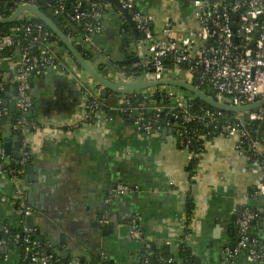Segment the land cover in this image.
Returning <instances> with one entry per match:
<instances>
[{"label":"crops","instance_id":"0c3cea01","mask_svg":"<svg viewBox=\"0 0 264 264\" xmlns=\"http://www.w3.org/2000/svg\"><path fill=\"white\" fill-rule=\"evenodd\" d=\"M136 1L140 11L152 16V30L157 37L163 36L166 16L172 18L173 36L177 40L199 30L194 16L195 0H175L174 3L166 0ZM126 22L130 25L128 19L114 13L106 18L103 31L92 37L88 47L95 64L107 62L115 65L114 62L124 60L121 41ZM76 39L71 38L74 44ZM146 47V57H151L152 48ZM131 49L135 52V44ZM16 58L13 55L0 59V79L5 87L3 102L9 103L7 107L2 103L1 107L6 109L5 115L12 110L14 120L20 114L16 103ZM68 60L70 73L50 71L32 78L35 105L31 115L36 122L44 125L30 135L32 157L28 164L34 167L36 173H25L17 188L0 169V224L19 225V211L10 197L16 196V190L21 189L29 194L31 204L41 210L47 209L62 219L69 240L79 235L83 253L94 251L98 256V251H102L110 264H135L141 250L147 247L152 251L153 245L156 249L168 247L167 242L177 251L178 237L183 232H189L186 246L193 252L194 264H197L198 258H202L201 264H224L225 256L222 259V254L233 250L238 243V231L235 230L240 217L232 223L231 215L236 214L240 205L243 210L249 206L252 210L256 208L258 213L264 212V198L255 195L264 176L256 172L247 156L238 153V138L210 139L190 178L188 151L179 146L171 124L157 126L156 117L153 121L155 129L147 135L135 131L119 116L109 117V112L103 109L94 121H82L89 94L96 97L100 87L71 57ZM168 68L173 67L169 65ZM187 78L190 80V77ZM113 95L116 104H120L116 94ZM150 105L153 107L148 109L149 116L154 113L156 104ZM0 128L3 130L0 141L5 143L7 136L12 145L20 142L14 121L11 131H7L1 123ZM165 128L168 129L166 136ZM15 152L12 146L9 157L14 162ZM131 164L138 167L137 174L142 173L141 178L127 173L126 168ZM39 171H51L56 177L51 183L57 189L52 198L49 188L37 181L42 179ZM119 184L139 186L138 194H129L133 199L128 200V206L132 218H141L142 230L149 242L134 241L130 237V226L125 227L121 223L118 226L121 230L118 231L116 225L113 233L103 239L104 246L99 247L98 240L92 239L89 233L94 231L89 227L86 215L93 216L98 211L99 201L106 200L105 195L109 192L112 197V188ZM195 185L197 189L193 195ZM57 196L59 198L55 201ZM190 202L193 203L191 214ZM42 219L43 216L37 215V228H44ZM262 228L261 224L255 225L253 229L259 232L252 234H264ZM48 237L45 233L46 240L57 241ZM233 242L235 245H231ZM211 244L216 248H210ZM207 252H210L209 256ZM4 254L0 256V264H22L19 250L9 248L4 250ZM77 257L80 258V255L72 258ZM90 260L88 255L86 261L91 263ZM231 264L253 263L241 255Z\"/></svg>","mask_w":264,"mask_h":264},{"label":"built area","instance_id":"2783aa9c","mask_svg":"<svg viewBox=\"0 0 264 264\" xmlns=\"http://www.w3.org/2000/svg\"><path fill=\"white\" fill-rule=\"evenodd\" d=\"M46 1L47 8L55 16L65 13L66 0ZM166 1L175 2V0ZM117 3L113 4L107 0L78 2L70 15L71 21L82 29L76 42L88 50L92 37L101 34L106 18L110 13H114L121 18H129L134 23L135 29L141 36V40L135 44L136 53L140 50V43L152 48L151 58L146 62L150 69L140 76L143 82L161 81L169 78L171 74L179 76L182 71H186L187 77L197 82V88L202 90L201 87L208 86L209 91L215 92L218 101L226 100L233 106H246L264 99V0H195L194 16L198 20L199 30L180 40L173 36L174 24L171 17H165L163 36L157 37L152 30V16L140 11L136 0H117ZM25 4L37 5L36 0H21L18 6ZM0 18L5 17L0 16ZM31 18L36 17L27 13L21 15L19 19L28 20V24L23 23L13 29L15 33L24 32L27 42L23 46L21 40H16L11 35L0 34V59L4 58L6 49L13 51L11 56L16 55L17 57L16 103L20 114L15 118L14 126L21 137V158L15 161V167L3 169V163L8 157L0 149V169L7 174L10 182L17 188L21 184L25 168L32 157L30 135L33 131L44 127L42 123L31 118L33 111L32 77L33 75L43 76L50 71L70 73L68 57L71 56L67 50L59 46L58 36L43 22L31 23ZM67 36L69 39L73 37L70 34ZM35 49H37L36 52ZM71 60H73L72 57ZM169 65L173 68L169 69ZM123 74L126 73L119 69L118 75ZM102 92L100 87V92L96 97L87 93L89 98L95 101L92 103L88 101L82 121L95 120L102 109L99 101ZM4 93L5 87L0 79V121L6 113V109L1 107ZM187 94L190 95L189 99L185 95L183 97L179 88L171 86H159L122 95L116 94L120 105H128L126 108H119L118 111L129 110L131 115L134 114L132 127L135 131L151 135L154 128L147 119L146 109L149 104H157L156 98L172 103L181 113L180 115L173 114V116H181L183 120L177 135L180 145L188 151V163L200 158L204 150L202 148H205L206 140L212 132L202 134L197 130L188 129L187 124L195 121L198 124L208 123L217 127V124L223 121L218 137L238 138L236 144L238 153L247 156L256 172L264 176V149L258 142H251L249 146L251 158L243 147L248 138V132L243 127L244 114H236L234 118L227 119L226 114L228 113L212 107L211 109L202 108L197 115L192 114L187 107L189 102L196 97L193 94ZM155 112L157 118H161V114H164L165 118L171 116L158 105L155 106ZM262 121H264V106L249 113L248 122ZM2 133L3 130L0 128V136ZM196 149L201 152L199 153ZM139 192V186L119 184L113 189L112 197ZM21 195V189H17L18 199ZM255 195L264 198V181ZM18 211L20 215L18 226L21 231L15 236H9V226L0 225V250L4 251L9 243L13 242L16 244L15 249L20 251L22 264H53V256L50 255L49 249H55L59 242L47 240L41 243L40 239H35V231L28 229L24 222L25 217L32 214V209L21 202ZM130 223V237L134 241L148 243L149 240L145 238L142 230L141 218L133 217ZM254 223H259L264 228V212H255L247 206L237 224L238 243L233 250L226 252L224 264L233 263L241 255L253 264H264V241L252 234ZM188 233L183 232L178 237L179 246L186 245ZM19 243L21 246H18ZM166 244L168 247L171 245L170 242ZM151 255L150 252L145 257L144 264H151ZM98 257L101 262H107V256L102 251H98ZM5 259H8V254ZM172 261L169 259L168 263ZM56 263L86 264L79 257L64 262L57 259Z\"/></svg>","mask_w":264,"mask_h":264},{"label":"water","instance_id":"95a60500","mask_svg":"<svg viewBox=\"0 0 264 264\" xmlns=\"http://www.w3.org/2000/svg\"><path fill=\"white\" fill-rule=\"evenodd\" d=\"M116 4L117 0H113ZM207 1V0H205ZM1 4V3H0ZM3 4V3H2ZM7 4L10 7H14V3H4ZM30 14L34 17H36L38 20L43 22L46 27H48L51 31H53L59 38L60 42L66 47L67 51L69 52L70 56L76 61V63L82 68V70L93 80L97 83L99 87L102 88V95L103 98L106 99L108 98L109 94H117V95H122V94H127L133 91H138V90H147L159 86H171L175 88H179L182 90L187 91L190 94H193L196 98L200 99L202 102H204L206 105L218 109L220 111L226 112V113H232V114H244V124H247L249 121V113L251 111H256L257 109L261 108L264 106V99L260 100L254 104L251 105H246V106H233L229 103H227L226 100H221L218 101L216 99V95L214 91H208V92H203L199 88L196 87L197 82L189 80L186 75V71H182L179 76H176L175 74H171L169 78L161 80V81H155V82H143L140 78V76H129L127 74L123 75H118L119 69L115 67V65H110L107 62L106 63H98L95 64L94 62H91L87 60L83 54L79 51V49L76 47L74 42L69 39V37L56 25V23L53 21V18L55 17L54 13L49 10L48 12H44L42 9H40L37 5L35 4H25V5H20L15 8L13 13L9 17L5 18H0V24H12L16 22L19 17L23 14ZM127 18L128 15L126 14ZM131 27L133 28V32L136 36V38H139V34L137 30L135 29L134 23L128 18ZM71 28L74 31V33H78V29L76 28L75 25L71 24ZM147 52V47L145 44L140 43V50L138 52V55L136 58L127 60V61H121L119 62L121 65L122 64H132V63H139L143 60L146 59V53ZM3 104L7 107L9 105L8 101L3 102ZM35 105V102L33 103ZM111 107V111L109 112L108 116L113 118L117 116L118 109L119 108H126L128 105H120V104H109ZM134 107H136V104H134ZM150 108L153 106L150 105ZM37 115V114H36ZM157 117V113L154 111L149 116V119L151 122L154 121V118ZM164 114H161V118H164ZM14 121V115L12 113V110L10 113H7L5 117L1 118V125H4L7 131H11V126ZM171 122H174L173 119H171ZM168 122L167 120H164L163 125L167 126ZM157 126L159 124H156ZM155 125V126H156ZM164 135L166 136L168 134V129L165 128L164 130ZM6 137V142L3 143V141H0V149L3 150L4 154L8 157L5 162L3 163V169L7 168H13L16 165V162L12 161L11 158L9 157L11 155V150L12 146L14 147V150L16 151L14 154L15 160H18L21 158V153L19 151L20 149V142H16L15 144L12 145V140L8 139ZM126 171L128 174H131L135 177L141 178L142 173H138L139 171L138 167L135 166L134 164H131V167H127ZM36 173V170H34V167L31 164H27L25 168V173L26 175L31 174V173ZM39 173L42 176L41 180H37L43 187L49 188V193L50 197L52 198L53 195L56 194V186L52 185V181L56 179L54 176V173L51 171H39ZM2 175L0 174V178ZM137 185V184H136ZM117 187L114 186V188ZM112 188V189H114ZM197 189V186L195 185L193 188V195H195V190ZM105 199H102L99 201L98 205V211L93 215H86V220L93 221L91 222V228L93 229L94 232H98L102 229V225L100 224V220L102 219L103 215L108 213L112 215L111 221L113 222L110 228L112 229L111 231L113 232V228L117 225L118 231L121 230L119 228V224L121 222H126L123 217L125 215H131V210L129 209L128 206V200L133 199L131 195L125 194L120 197H111V192L107 193L105 195ZM58 196L54 199L55 201L58 200ZM57 199V200H56ZM184 201H186V198H183ZM54 203V202H53ZM243 210V206L240 205L239 208L236 211V214L231 215L230 217V222L236 223L237 219L240 217V212ZM90 211V208L88 209ZM253 211L257 212V209L253 207ZM41 214L43 216L47 215V212L41 211ZM49 216H52V219H50V223L48 226H44V228H37L36 226V214H30L25 217V226L28 229H33L36 230V235L40 237L41 243H44L46 239L44 238L45 233L48 234V238L52 239H57V241L62 245L65 246L67 245V232H62V219L57 218L52 212H48ZM42 222V221H41ZM48 232H45L47 231ZM236 232L238 229L235 230ZM45 232V233H44ZM104 232V231H102ZM77 240V236L74 238ZM49 240V239H47ZM22 242V240H21ZM58 243V244H59ZM70 243V242H69ZM235 245V243H231V245ZM70 248H73L74 244L70 243ZM230 245V244H229ZM210 248H216L213 246V244L210 245ZM177 248L175 247H166V254H170L171 251H176ZM8 248L5 249L7 251ZM155 245L152 246V251H155ZM210 252H207L206 255L209 256ZM66 260L69 259V254L63 255ZM224 254H222V259H224ZM82 262H85L84 259H81ZM202 258H198L196 260L197 264H201ZM194 264V262H193Z\"/></svg>","mask_w":264,"mask_h":264},{"label":"trees","instance_id":"16d2710c","mask_svg":"<svg viewBox=\"0 0 264 264\" xmlns=\"http://www.w3.org/2000/svg\"><path fill=\"white\" fill-rule=\"evenodd\" d=\"M84 2L85 0H66L65 4H66V11L65 13H61L59 15H56L53 18V21L56 23V25L66 34H70L73 37H78V34L82 33V29L77 26L75 23H73L71 21L70 15L72 13V11L74 10V6L78 3V2ZM108 2H111L114 4L113 0H107ZM14 3V7H10L7 4L4 3ZM46 0H36V4L37 6L42 9L45 13L49 11V9L46 6ZM0 16L2 17H9L12 12L14 11L15 7H17L20 3L21 0H0ZM3 3V4H2ZM28 20H24L22 21L21 19L17 20L16 22L12 23V24H0V34L2 35H11L13 36L16 40H21V45L23 46L24 43L27 42V39L25 38L24 32H13V29L21 26L23 23H27ZM31 23H42L40 20H38L37 18H31L30 20ZM71 24H75L78 28V30L80 31L79 33H74V31L71 28ZM123 37H122V41H121V49L123 51V55H124V60L123 61H127V60H131L137 57V53L134 52L131 47L134 44H137L139 40H141V36H139V38H136L133 29L131 28V26L129 25L128 22H126L123 25ZM76 47L79 49V51L83 54V56L87 59V60H91L92 56L90 54V52L85 49L83 46H81L80 44H78L77 42L75 43ZM59 46L64 48L65 50L66 47L59 42ZM37 49H35L36 52ZM69 53V52H68ZM13 54V51L10 50H5L4 51V58H10L11 55ZM70 55V54H69ZM151 57H146L145 60L139 62V63H132V64H120L119 62H114V64L116 65L117 69H121L123 70L127 75L129 76H141L145 71L150 69V66L148 64H146V62L148 60H150ZM73 59V58H72ZM74 60V59H73ZM75 61V60H74ZM76 62V61H75ZM79 66V65H78ZM80 67V66H79ZM81 68V67H80ZM35 75H33L34 77ZM32 77V78H33ZM201 89L205 92H208L210 90V88L208 86H203L201 87ZM111 94V93H110ZM157 100V104L158 106L162 107L164 109L165 112H169L171 114L170 117L168 118H158V124L159 126L163 125L164 120H167L168 124H171L173 127V132L174 135L177 137L178 140V135H177V131L178 129H180L182 127L183 124V120L181 118V116L179 117H174L173 114H181L179 112L178 109H176V107L171 104L168 101H161L160 99L156 98ZM90 103L94 102L95 100L93 98H89ZM100 103L102 104V109L108 111L109 108H111L109 106V104H115L116 101H112V95L108 96V98L104 99L103 95H101L100 99H99ZM110 102V103H108ZM150 106V104H149ZM148 106V108L146 109L147 111V119L148 122L152 124L153 128L154 127V122H151L149 119V114H148V109H151ZM204 108V109H211L210 106L206 105L204 102H202L200 99L198 98H194L189 102V105L187 107V109L189 110V112H191L192 114H199L200 110ZM129 110H125V111H118L117 116H119L121 119L124 120V122L127 125L132 126L134 124V114L132 113V115L128 112ZM236 116V114H232V113H228L226 114V118L227 119H232ZM31 118L34 119L33 115H31ZM171 119L174 120V122H171ZM223 124V121H221L219 124L216 125L214 124H208V123H196L191 122L187 124L188 129H193V130H197L198 132L205 134L207 132H212L211 136L208 137V140H206V143L213 138H216L219 136V129L221 128V125ZM244 129L248 132V138L245 140V144L243 145L245 151L247 152L246 154L248 156H250L252 158V155L249 151V146L251 144V142H258L261 147L264 148V121L262 122H247V124L243 125ZM16 135L18 136L19 139H21L18 131L16 130ZM179 143V142H178ZM179 146L182 147L179 143ZM183 148V147H182ZM204 149V148H202ZM199 153L201 152L200 150L196 149ZM199 159H193L189 165H188V172L190 174V178L193 177L194 173H195V168L197 165V161ZM10 200L13 201V203L16 205V208H19L21 205L22 200L18 199L16 196H12V198L10 197ZM193 209V203H189V213H192ZM259 223H254L252 224V232H259L256 229H253L255 225H257ZM1 225V224H0ZM264 230V228H262ZM20 226H9V232L10 235L9 236H15L17 232H20ZM264 232V231H263ZM256 237L261 240L264 241V234L260 235H256ZM34 238L39 240L40 237H38L36 235V233L34 234ZM47 241V240H46ZM18 246H21V243L18 244ZM8 250L9 248H15L16 244L11 242L9 243V245L7 246ZM152 253V255L150 256V263L151 264H192V262L194 261V255L193 252L191 250L190 247L186 246V245H180L178 250L174 253H170V254H166V247H161L159 249H156L155 251H151V249L149 248H145L144 250H141L138 254H137V262L135 264H144L145 261V257L147 255H149V253ZM49 253L51 256H53L52 258V263L53 264H58L56 263L57 259L62 260V262L66 261V259L64 258V256L57 250V249H49ZM4 255V251L0 250V256ZM87 257V255H85ZM85 256H80V259H84L86 264H110V261L107 262H101L100 258H98L95 254L90 253V261H86V257ZM73 259L72 257H70L68 260ZM172 259V263H168V260Z\"/></svg>","mask_w":264,"mask_h":264},{"label":"flooded vegetation","instance_id":"af4514ba","mask_svg":"<svg viewBox=\"0 0 264 264\" xmlns=\"http://www.w3.org/2000/svg\"><path fill=\"white\" fill-rule=\"evenodd\" d=\"M112 95V101L114 100V95L113 94H111ZM115 101V100H114ZM112 109L111 108H109V110H108V112H110ZM25 176V175H24ZM24 176L21 178V182H22V180H23V178H24ZM21 192H22V195H21V197L19 198V199H21L22 200V202L27 206V207H29V208H31L32 209V214H36V215H41V216H43V214H41L40 212L41 211H45V212H47V215H45V216H43V219H42V222H41V224H42V226H48L49 224H51L50 223V219H52V216H49L48 214V212H50V211H48L47 209H43V210H41V209H38L36 206H34L33 204H31L30 203V201H29V194H27V192H24L23 190H21ZM133 215V214H132ZM132 215H125L124 217H123V219H125L126 220V222H121V223H123V225L125 226V227H129L130 226V222H131V219H132ZM111 218H112V215H110V214H104L103 215V217H102V219L100 220V224L102 225V229L100 230V231H98V232H89V233H91V235H92V239H93V237L95 238V241L96 240H98V244L99 245H97V246H99V247H103L104 246V238L106 237V236H110L111 235V233H113L111 230V228H110V226L112 225V221H111ZM91 222L93 223V221L91 220V221H89V227H91ZM120 223V224H121ZM62 229H63V231H62ZM62 229H61V231L62 232H66L65 230H66V227L64 226V224L62 225ZM35 231V233H36V230H34ZM102 231H104V232H102ZM86 233V232H85ZM83 234H84V232H83ZM77 236V240H75L74 238ZM45 237V236H44ZM79 235H75L74 237H72L70 240L68 239V237H67V240H68V242H67V245H65V246H62L60 243L55 247V249H57L62 255H67V254H69V258L70 257H74V256H76V255H80V256H85V255H87V257H88V255H89V253H93V254H95L96 256H97V254L96 253H94V251L93 252H91V251H86V253H83V248H82V245H80V241H79ZM72 244H74V246H73V248H70V243ZM96 243V242H95ZM86 257V256H85ZM86 257V258H87ZM98 257V256H97ZM99 258V257H98Z\"/></svg>","mask_w":264,"mask_h":264},{"label":"rangeland","instance_id":"374dc122","mask_svg":"<svg viewBox=\"0 0 264 264\" xmlns=\"http://www.w3.org/2000/svg\"><path fill=\"white\" fill-rule=\"evenodd\" d=\"M92 58V57H91ZM89 61H91V62H94V59L92 58L91 60H89ZM95 63V62H94ZM162 87V86H161ZM162 89H164V88H162ZM180 92L182 93V95H183V97H184V95L189 99V97H190V95H188L187 93V91H185V90H182V89H180ZM18 217V216H17ZM16 217V218H17Z\"/></svg>","mask_w":264,"mask_h":264}]
</instances>
